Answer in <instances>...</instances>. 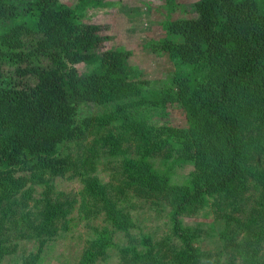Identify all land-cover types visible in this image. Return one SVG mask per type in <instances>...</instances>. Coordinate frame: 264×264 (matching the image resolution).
I'll return each mask as SVG.
<instances>
[{
    "label": "rangeland",
    "instance_id": "1",
    "mask_svg": "<svg viewBox=\"0 0 264 264\" xmlns=\"http://www.w3.org/2000/svg\"><path fill=\"white\" fill-rule=\"evenodd\" d=\"M104 1L111 5L88 8L80 21L99 27L98 54L113 63L123 56L136 75L129 82L134 90L181 72L171 48L162 46L167 20L211 18L195 10L197 0L173 6L168 0ZM4 26L0 21V31ZM74 66L85 76L96 65ZM161 89L178 87L169 80ZM139 98L78 105L67 139L57 145L58 172L0 197V264H174L190 247L199 251L201 264H244L240 258L253 254L264 259V124L239 111L251 149L230 199L209 196L177 213L178 187L192 185L196 174L194 162L170 140L186 128L187 111L181 98L160 108L149 98L138 106ZM117 111L129 114L123 119ZM60 202L73 207L66 221L42 225L38 214ZM110 208L123 211L130 223L115 226Z\"/></svg>",
    "mask_w": 264,
    "mask_h": 264
},
{
    "label": "trees",
    "instance_id": "2",
    "mask_svg": "<svg viewBox=\"0 0 264 264\" xmlns=\"http://www.w3.org/2000/svg\"><path fill=\"white\" fill-rule=\"evenodd\" d=\"M168 2L173 6L178 0ZM109 5L104 0H78L73 7L58 0H0L5 23L0 31V197L58 172L57 145L67 139L78 105L128 94L140 95L138 106L148 98L157 108L181 98L186 108L188 124L170 140L194 162L196 174L192 185L178 187L177 213L209 196L230 199L251 149L239 111L264 124V0H197L195 10L209 20H167L162 46L171 48L181 72L135 90L129 82L136 75H130L123 56L113 63L98 54L99 27L80 21L88 8ZM81 61L96 66L81 76L74 66ZM169 80L176 92L161 89ZM117 112L123 119L129 114ZM72 209L68 202L53 204L38 219L55 225ZM108 215L115 226L130 223L121 210L110 208ZM240 260L264 264L255 254ZM174 264H201L200 253L185 249Z\"/></svg>",
    "mask_w": 264,
    "mask_h": 264
}]
</instances>
